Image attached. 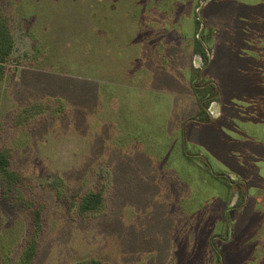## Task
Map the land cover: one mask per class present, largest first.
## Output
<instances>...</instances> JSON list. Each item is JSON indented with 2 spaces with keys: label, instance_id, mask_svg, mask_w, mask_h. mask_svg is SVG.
Returning a JSON list of instances; mask_svg holds the SVG:
<instances>
[{
  "label": "rangeland",
  "instance_id": "374dc122",
  "mask_svg": "<svg viewBox=\"0 0 264 264\" xmlns=\"http://www.w3.org/2000/svg\"><path fill=\"white\" fill-rule=\"evenodd\" d=\"M0 6V264H264V0Z\"/></svg>",
  "mask_w": 264,
  "mask_h": 264
},
{
  "label": "trees",
  "instance_id": "16d2710c",
  "mask_svg": "<svg viewBox=\"0 0 264 264\" xmlns=\"http://www.w3.org/2000/svg\"><path fill=\"white\" fill-rule=\"evenodd\" d=\"M1 10V6H0ZM198 47L201 49L199 52V55L201 56L202 59L206 58L205 51L202 49L200 44ZM194 89L197 91L198 88L194 87ZM212 90L215 91L214 97L217 95L216 94V88L212 86ZM198 92V91H197ZM202 98L199 99L200 107L202 110V113L200 116H202V120H209L207 113H206V103H205V95L201 96ZM0 173L4 175V177H7L8 179H11L14 175L13 173L10 172L9 170V165H8V159L7 156L4 155L3 153L0 152ZM101 196L100 194H88L86 197L83 198L82 203L80 205V210L82 212H87V211H93L97 209L101 205ZM25 253V252H24ZM35 255V245L33 247H30V250L28 249L26 257L28 258L29 261H31L34 258ZM84 264H102L99 261H90V262H85Z\"/></svg>",
  "mask_w": 264,
  "mask_h": 264
},
{
  "label": "crops",
  "instance_id": "0c3cea01",
  "mask_svg": "<svg viewBox=\"0 0 264 264\" xmlns=\"http://www.w3.org/2000/svg\"><path fill=\"white\" fill-rule=\"evenodd\" d=\"M168 76H166V77H164L165 79L167 78ZM167 130H168V128H167ZM167 135H169V137L171 138V134H168V132H167ZM173 135V134H172ZM182 135H184V133L181 131L180 132V138H177L176 140H177V144L180 146V154H179V156H181L180 158H182L183 160H185L184 158H183V156H182V154H185V156H187L186 158H188L189 157V159H190V156L187 154V151H185V147H186V140H187V138H184ZM167 140H169V138L167 139ZM169 141H171V140H169ZM187 150V149H186ZM226 227V226H225ZM226 236V235H225ZM232 239H233V237L231 236V239L230 240H228L229 242H231L232 241ZM257 241V240H256ZM223 242L224 243H228L227 242V239H224L223 240ZM263 242H264V238L263 237H261V238H259V241H257V243H256V246H260V245H262L263 244ZM257 248V247H256ZM259 248V247H258ZM253 252V251H252ZM219 254H221V253H219ZM253 255V258L252 259H255V257H256V259H258V261H260V262H262V263H264V254H262V251L261 252H259L258 254H252ZM223 256L221 255V264H224L223 263V258H222ZM262 260V261H261ZM255 261H253V262H251L250 264H255L254 263Z\"/></svg>",
  "mask_w": 264,
  "mask_h": 264
}]
</instances>
